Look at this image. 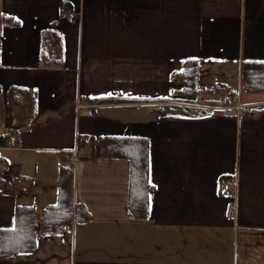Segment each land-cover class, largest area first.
<instances>
[{"label": "crops", "instance_id": "1", "mask_svg": "<svg viewBox=\"0 0 264 264\" xmlns=\"http://www.w3.org/2000/svg\"><path fill=\"white\" fill-rule=\"evenodd\" d=\"M184 62L198 83L234 66L237 86L217 87L244 95L242 64L264 63V0H0V164L32 181L0 189V231L16 206L56 203L65 154L88 214L0 264H264V95L160 115L193 108L176 103ZM102 136L148 141L147 218L129 217L130 165L101 156Z\"/></svg>", "mask_w": 264, "mask_h": 264}, {"label": "trees", "instance_id": "2", "mask_svg": "<svg viewBox=\"0 0 264 264\" xmlns=\"http://www.w3.org/2000/svg\"><path fill=\"white\" fill-rule=\"evenodd\" d=\"M199 65L193 62H184L182 71L176 79L181 81L184 94L199 95L214 91L220 93L218 97L207 100L200 98L198 105L201 106H226L231 102V97L236 93L231 89L220 90V87L201 88L198 83ZM241 86L248 95H264V63L245 62L241 67ZM228 94L231 97H228ZM196 95V96H197ZM192 111V112H191ZM201 115L206 111L197 108H182L180 106H165V111L160 115ZM11 136H0V145L5 146L10 142ZM100 153L103 158L126 159L130 165L129 192H128V215L132 219H145L149 216L148 196L152 190L148 183L149 179V152L148 141L144 138H128L102 136L97 139ZM83 142H78V149ZM70 154L60 157L58 175V194L54 205L47 206L38 212L31 206H16L14 210V226L9 230L0 231V257H11L19 253L33 252L37 241L41 237H52L62 233L64 226H72L88 216L84 207L74 202V164ZM1 163V160H0ZM0 189L4 192L16 194H30L32 181L24 176L8 175L0 180Z\"/></svg>", "mask_w": 264, "mask_h": 264}, {"label": "rangeland", "instance_id": "3", "mask_svg": "<svg viewBox=\"0 0 264 264\" xmlns=\"http://www.w3.org/2000/svg\"><path fill=\"white\" fill-rule=\"evenodd\" d=\"M223 67L227 71H229L227 75L224 74V73H218V74H216L215 75L216 78H214L215 81H213L212 83L210 81L204 80L203 77H202L200 79V82H199L200 86L201 87H205V89L212 88L214 86L216 87L218 85H228V86L236 87L237 86V80L235 79L236 78V74L234 73V66H223ZM223 67H220L219 69H222ZM212 71L213 70H210V71L206 72L205 76L206 77H208V75L211 76ZM218 71L221 72V70H218ZM240 89H241V87L239 88V90ZM212 90H213V88H212ZM235 92H236V89H235ZM196 95H190L188 97V101L187 102H189V103H186V102H177L178 100L176 101V103L186 104L187 106L200 109V107H202L201 105H198V104H200V103H198V100H201L200 98L205 99V100H207L209 98H212L211 96H208L210 94L200 93L199 95H197V96ZM239 98H240V101H242V102H246L247 99H254L256 101L263 99L260 96L259 97H255L254 96V97H250L249 98V97H247L245 95V93H244V95H243V93H235V95L233 97H231V99H230L231 102L229 103L228 107H232V106L235 107V104H231V103L237 102L239 100ZM182 106H184V105H182ZM197 106H200V107H197ZM209 107H213V106H209ZM200 110H204V109H200ZM208 110H210V109L208 108ZM204 111H207V110H204ZM0 131H2V133L4 132V130L2 128L0 129ZM24 131L27 132V129H25ZM0 147H2V148H12V146L10 147L8 145H5V146L0 145ZM66 227H68V226H66Z\"/></svg>", "mask_w": 264, "mask_h": 264}, {"label": "built area", "instance_id": "4", "mask_svg": "<svg viewBox=\"0 0 264 264\" xmlns=\"http://www.w3.org/2000/svg\"><path fill=\"white\" fill-rule=\"evenodd\" d=\"M97 1H107V0H97ZM236 108V110H240V109H242V107H240V106H237V107H235ZM234 108V109H235ZM6 145H8V146H12V144H11V142H8ZM76 159L74 158V157H72V159L71 160H68V161H66L65 162V165H68L70 162H72L73 164H74V161H75ZM7 176H8V172H7V170L5 169V167L3 166V165H1L0 164V180L2 179H6L7 178ZM230 186H232V182L231 181H227L226 183H225V187L226 188H228V187H230Z\"/></svg>", "mask_w": 264, "mask_h": 264}, {"label": "snow or ice", "instance_id": "5", "mask_svg": "<svg viewBox=\"0 0 264 264\" xmlns=\"http://www.w3.org/2000/svg\"><path fill=\"white\" fill-rule=\"evenodd\" d=\"M148 183L151 184V179H150V178L148 179ZM153 186H154V185H153ZM148 199H149V202H150V200H151V196H150V194H149V196H148ZM150 210H151V209H150V207H149V211H150Z\"/></svg>", "mask_w": 264, "mask_h": 264}]
</instances>
